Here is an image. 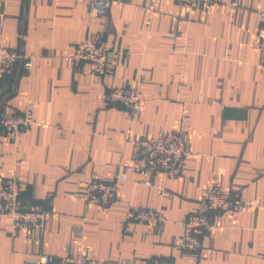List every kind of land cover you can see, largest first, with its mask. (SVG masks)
I'll return each mask as SVG.
<instances>
[{
	"label": "crops",
	"instance_id": "obj_1",
	"mask_svg": "<svg viewBox=\"0 0 264 264\" xmlns=\"http://www.w3.org/2000/svg\"><path fill=\"white\" fill-rule=\"evenodd\" d=\"M90 1L0 0V45L39 56L29 71L0 80V113L28 107L34 119L14 138L0 134V179L16 178L22 201L47 208L30 234L0 214V264L41 253L98 264H264V54L253 47L264 0L205 9L124 0L110 5L107 28ZM86 37L113 50L102 76L69 60ZM136 83L138 113L103 101L110 88ZM180 129L189 152L183 177L134 170L131 137ZM120 169L127 180L117 200L85 199L89 180L110 181ZM141 180L162 181L164 191ZM213 182L240 191L246 206L212 212L215 227L197 251L185 250L184 220ZM136 204L160 210L163 222L127 221Z\"/></svg>",
	"mask_w": 264,
	"mask_h": 264
},
{
	"label": "built area",
	"instance_id": "obj_2",
	"mask_svg": "<svg viewBox=\"0 0 264 264\" xmlns=\"http://www.w3.org/2000/svg\"><path fill=\"white\" fill-rule=\"evenodd\" d=\"M124 0H91L89 13L104 18L105 28L108 23V10L111 4ZM154 1V0H152ZM176 4L186 7L209 8L213 4L225 3L231 7L237 6V0H173ZM263 22L259 26L253 47L264 54V13ZM113 55L111 47L96 38L86 37L74 46V52L69 60L74 67L82 62L88 65L90 73L102 76L109 67ZM34 53H24L0 45V80L14 74L21 68L29 71L35 59ZM103 101L106 104L120 106L130 114H136L140 108L139 84L134 86H116L105 91ZM34 119L30 109L0 113V134L14 138L20 131H26L32 126ZM129 142L134 148L133 168L137 172L162 173L165 178L177 179L184 176L185 162L189 155L186 148V132L182 129L164 131L151 138L131 137ZM127 180L126 171L120 169L110 181L92 178L85 186V199L89 203L107 207L118 199L120 183ZM143 184L156 187L159 192L164 191V183H154L152 180H141ZM202 208L190 212L184 220V234L180 246L188 251H197L201 246V238L212 230L215 225L210 219L212 212L233 213L246 205L243 203L240 191L230 186H222L218 182L208 183L204 186ZM54 211V208H51ZM47 208L38 201H22L21 183L16 178L0 179V214L10 217L11 228H25L30 234L32 229L43 227ZM125 219L131 222L143 223L157 227L163 222L160 210L145 207L140 204L129 206ZM27 264H98L83 254H69L57 257L41 253L34 259L26 261ZM141 264H176L170 259L150 258Z\"/></svg>",
	"mask_w": 264,
	"mask_h": 264
}]
</instances>
